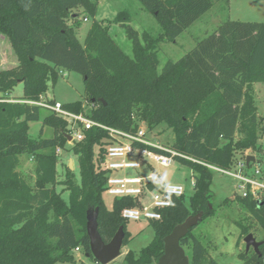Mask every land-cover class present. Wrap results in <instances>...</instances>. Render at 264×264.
<instances>
[{"label": "trees", "instance_id": "16d2710c", "mask_svg": "<svg viewBox=\"0 0 264 264\" xmlns=\"http://www.w3.org/2000/svg\"><path fill=\"white\" fill-rule=\"evenodd\" d=\"M216 1L228 0H139L158 22L156 34L139 33L123 22L128 9L120 10L115 20H121L132 42L129 55L110 26L96 19L99 0H0V33L8 37L19 61L0 70V264L73 262L76 247L94 258L87 234L89 209L99 210L98 228L106 242L121 226L123 245L131 240L121 211L135 205L134 199L115 197L111 209L103 201L107 175L101 160L109 131L94 126L84 139L69 144L67 121L49 110L42 117L45 107L30 102L40 101L63 70L81 74L84 82L83 99L63 102L64 108L85 111L89 118L125 131H135L144 121L150 134L165 124L175 134L169 146L194 159L177 157L191 170L193 193L172 197L161 219L148 222L154 237L138 253L128 250V264L157 262L164 237L176 225L197 213H202L200 221L216 214L214 169L208 165L230 169L238 156L246 157V150L263 148L264 113L259 115L254 84L264 82V22L226 19L182 57L159 68L160 43L175 41ZM79 7L93 18L83 42L72 24L77 15L73 10ZM18 82L24 86L19 98L11 95ZM40 120V134L33 137L30 124ZM45 126L52 135H42ZM57 148L76 155L79 178L66 165L64 178L58 179ZM23 154L36 164L33 185L17 170ZM234 201L264 231V196L238 195ZM239 225L243 237L251 231L250 224ZM194 227L180 240L190 250L191 264H219ZM240 257L243 264H264V242L259 252L244 250Z\"/></svg>", "mask_w": 264, "mask_h": 264}, {"label": "rangeland", "instance_id": "374dc122", "mask_svg": "<svg viewBox=\"0 0 264 264\" xmlns=\"http://www.w3.org/2000/svg\"><path fill=\"white\" fill-rule=\"evenodd\" d=\"M127 8L128 13L123 20L124 23L130 24L133 28L138 30L139 33L143 31H150L156 34L160 31V26L152 13L146 11L139 0H99L98 11L96 19L100 20L104 25L110 26V32L120 47L129 55H132V42L127 36V33L122 26L121 20L116 21L115 17L120 10ZM73 25L78 32V38L81 42L84 41L88 29L92 23L93 18L88 16L83 8H75ZM226 19L241 20V21H255L264 22V0H228L227 3L223 1H216L213 7L197 19L189 28H187L175 41H163L159 45V68L172 59L177 60L182 57L186 52L192 49L197 40L202 39L207 34L214 31L220 23ZM19 63L17 55L15 54L10 41L7 36L0 33V70L10 69L17 66ZM56 83L50 87L48 92L42 97L47 100L53 98L60 102H72L83 99L84 96V82L81 74L77 72L61 71ZM256 105L258 107L259 115L264 113V82H257L254 84ZM24 86L22 82H18L11 95L14 97H22ZM90 106L85 102V109L89 110ZM49 111L45 108L42 109V117L48 114ZM31 134L33 137H38L42 121L31 122ZM140 125H146L144 121ZM43 136L52 135V128L45 126L42 131ZM152 138L160 141L165 145L172 144L175 134L171 128L165 124L155 127L149 134ZM240 135L237 134V138ZM263 145L262 150L252 151L248 149L245 151L246 156L253 154L256 156V165H260L262 174L264 175V136L259 139ZM72 144V142H69ZM68 144V145H69ZM68 148V146H67ZM58 165V179L64 178L65 166L69 165L74 169L77 177L78 175V162L77 157L68 150H61L59 153ZM238 159H243L238 156ZM20 165L17 170L29 182L30 185L34 184L35 180V161L30 154H23L20 159ZM255 163L252 164V169ZM157 170L167 171L171 174L172 183H180L185 186L187 194L193 193L194 178L188 166L181 164L178 161L172 163L169 167L156 166ZM122 174L123 172H118ZM127 174H137L135 170H128ZM58 190L63 188L62 185H57ZM211 189L214 193V205L216 206V214L207 217L205 220L194 227L193 232L198 234H205L206 239L210 236L214 238L217 247L221 250H228L235 256H240L244 250H247L244 242V237L241 234V226L239 223L250 224L251 233L260 240L264 233L257 221L254 220L252 214L240 207L234 199L238 196L237 180L231 176L222 174L214 170L213 181ZM63 196L68 197V192H64ZM227 198L233 201L230 204L225 203ZM115 197L106 192L103 193V201L108 209L113 207ZM128 230L131 233L130 243L124 245L121 254L109 262L108 264H128L125 255L128 250H133L138 253L144 246L148 245L154 237L153 228L146 221H127ZM249 232V233H250ZM239 236V242L242 247L235 248L233 240ZM228 239V242L226 240ZM187 254L190 250L184 246ZM209 248L212 249V242L209 240ZM252 252V247L249 249ZM235 252V253H234ZM75 261L73 262H57L55 264H101L96 259L87 256L85 250L81 247L79 251L73 250ZM252 255V253H251ZM232 256V261L237 260ZM229 260L230 257H228ZM238 260L237 263L238 264ZM151 264H157L153 262ZM223 264V263H221Z\"/></svg>", "mask_w": 264, "mask_h": 264}, {"label": "built area", "instance_id": "2783aa9c", "mask_svg": "<svg viewBox=\"0 0 264 264\" xmlns=\"http://www.w3.org/2000/svg\"><path fill=\"white\" fill-rule=\"evenodd\" d=\"M48 100L42 98L40 101L30 102L44 106L67 121L69 130L66 135L71 136L69 142L84 139L85 131L94 126L109 131L110 138L104 145L101 160V168L107 175L105 192L114 197L134 199L135 205L126 206L121 211L126 221L159 220L162 217V211L171 205L172 197H180L187 193L184 185L173 183L177 188V193L169 197L149 178L150 172L157 171L156 166L169 167L173 162L178 161L177 157L193 161L194 159L152 138L146 125H139L135 131L109 127L89 118L85 111L75 113L64 108L63 102L56 100L51 103ZM61 150L57 148V153L59 154ZM256 161L255 156V161H251L248 165L246 156L238 160L236 166L230 169L208 166L236 179L238 195L261 199L264 196V175L260 165H256ZM253 163L255 165L252 169ZM128 170H135L137 174H127ZM192 184L194 186V182ZM74 250L79 251L80 247Z\"/></svg>", "mask_w": 264, "mask_h": 264}, {"label": "water", "instance_id": "95a60500", "mask_svg": "<svg viewBox=\"0 0 264 264\" xmlns=\"http://www.w3.org/2000/svg\"><path fill=\"white\" fill-rule=\"evenodd\" d=\"M71 140V136H67ZM255 161L253 154L247 155V164ZM99 210L89 209L87 211V234L90 239L91 253L99 263L108 264L121 254L125 237L124 227L121 226L109 242H106L98 228ZM202 219V213L188 216L182 223L176 225L173 230L164 237V252L159 257L157 264H191V258L187 254L180 240L194 226H197ZM247 250L251 247L259 252V246L264 240H257L253 233H248L244 237ZM89 256V253H86Z\"/></svg>", "mask_w": 264, "mask_h": 264}, {"label": "crops", "instance_id": "0c3cea01", "mask_svg": "<svg viewBox=\"0 0 264 264\" xmlns=\"http://www.w3.org/2000/svg\"><path fill=\"white\" fill-rule=\"evenodd\" d=\"M262 231H263V229H262ZM263 233H264V231H263ZM198 236L200 237L201 240L207 242L209 254L216 261H218L219 264H221V263H223V264H236L237 263V260L239 261L238 264H243L244 261H243V259H241L240 256H235V254H231L228 250H221L220 248H218L217 247V244L215 243L213 237L210 236L208 239H206V235L205 234H198ZM209 240L212 242V249H213V251H211L210 248H209ZM226 240L228 242V239L227 238H226ZM233 246L235 248L242 247L241 246V243L239 242V236L238 235L233 240ZM232 256H235L237 258V260L232 261V259H231ZM228 257H230L231 260H229Z\"/></svg>", "mask_w": 264, "mask_h": 264}, {"label": "clouds", "instance_id": "9594fccd", "mask_svg": "<svg viewBox=\"0 0 264 264\" xmlns=\"http://www.w3.org/2000/svg\"><path fill=\"white\" fill-rule=\"evenodd\" d=\"M27 10V6H26ZM149 178L156 184V186L165 192L169 197L177 193L176 186L173 185L171 180V174L167 171L157 170L156 172H150Z\"/></svg>", "mask_w": 264, "mask_h": 264}]
</instances>
